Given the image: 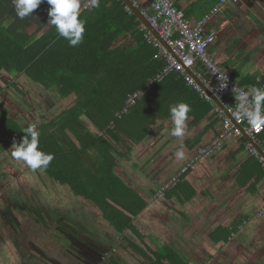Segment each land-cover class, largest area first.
<instances>
[{
  "label": "trees",
  "instance_id": "1",
  "mask_svg": "<svg viewBox=\"0 0 264 264\" xmlns=\"http://www.w3.org/2000/svg\"><path fill=\"white\" fill-rule=\"evenodd\" d=\"M209 2L212 6L216 0ZM125 5L123 0H99L98 8L81 10L79 18L84 20L85 28L83 41L72 47L57 33L55 26L48 25L50 6L46 0H42L31 16L22 20L16 17L12 0H0V93L9 87L20 96L28 94L31 104L21 102V99L14 101L24 106L25 112L33 105V109L24 114L32 116L30 113L34 112V116L41 121L37 126L38 147L54 155L46 168L39 169V176L45 181L41 189L49 191L50 186L56 183L67 191V194L56 195L62 208L72 206L75 198L78 200L75 196L95 204L115 231L125 234L123 240L139 251L128 236L135 235V232L140 234L141 230L134 219L147 206V201L137 197L116 172L119 158L128 157L132 145L150 134V126L154 122L160 127L167 126L171 131L173 125L170 123L169 106L177 102L190 106L186 132L198 127L204 133L210 131V134H201L198 140L190 142L194 147L193 154L199 146L218 134L221 120L214 112L213 104L202 98L177 72L169 73L163 80L155 82L126 113L120 117L116 115L126 98L144 88L165 63L163 58L155 57L156 48L146 41L138 26L139 19L133 12L129 13ZM206 12L200 14L199 18ZM5 24L8 26L4 27ZM30 25L35 26L34 31L29 30ZM123 36H127V43L116 44ZM228 73L235 81V72ZM9 75H22L40 85L41 95L24 90V85H19L23 83L21 77V83L9 81ZM237 83L248 90L253 86H264V78L256 82L254 75L247 76ZM47 90L53 92L57 98L55 102L46 96L44 92ZM70 95L74 96L70 106L59 104L60 109L51 118L43 119L46 114L42 107L47 104L55 108L57 102L66 100ZM111 122L113 127L109 128ZM28 126V123L20 125L0 106V153L6 151L11 143L20 142L25 135L23 130ZM203 127L207 129L203 130ZM101 130L105 132L99 134ZM260 137L264 139V132ZM229 140L230 148L235 146L234 150H228L226 143ZM246 143L245 137L230 138L212 156L224 155L226 159L233 157V153L237 155L242 152L243 158L236 162L238 170L244 173L243 181H250V187H257L260 182L264 183V168L248 152ZM198 164L199 168L201 165L203 167L204 160ZM31 173L36 175L33 170ZM183 182L184 179L179 178L174 191L190 189V193H194V189L185 187ZM38 195L45 204L51 201L50 193L39 192ZM31 197L27 199L31 201ZM125 198L134 204L123 201ZM48 206L43 207L42 211L52 212L48 211ZM222 233L221 238L227 239L231 232L225 230ZM139 239L144 243L142 235ZM17 241L15 239L14 242L18 244ZM148 250L153 255L172 261L168 264H189L172 255L168 247ZM20 254L25 255L21 247ZM144 255L147 256L146 253ZM156 264H163L162 260H157Z\"/></svg>",
  "mask_w": 264,
  "mask_h": 264
},
{
  "label": "crops",
  "instance_id": "2",
  "mask_svg": "<svg viewBox=\"0 0 264 264\" xmlns=\"http://www.w3.org/2000/svg\"><path fill=\"white\" fill-rule=\"evenodd\" d=\"M141 3L149 7L147 0H141ZM175 4L186 13L192 23L199 18L200 14L211 8L209 0H175ZM206 29H214L218 34L217 39L208 47L210 57L220 69L235 72L236 83L240 78L247 76L253 77L254 75L256 82L264 78V0L228 1L217 14L207 21ZM1 93L2 97H5V94ZM0 106L5 107V112L12 118L16 116L17 106L19 109L22 108L19 103L11 107L4 101H0ZM162 128L166 129L165 135L162 133V138H164L162 144L167 145L159 148L152 143L159 142L158 131L154 132V130ZM206 129L203 127V130ZM150 130V134L141 142L131 144L129 151L131 155L140 150L132 158L134 163L130 158L131 164L130 162L129 164L136 167H150L152 175L161 171L164 175L163 180L157 176L155 179L153 176H142L144 178H137V175L132 174L127 176L126 173H132V170L121 169L120 159L115 168L128 186L136 192L138 188L141 189L139 193L147 201V206L134 219L141 230L140 234L135 232V235L128 236L139 251L131 248L127 241L123 240L125 234L108 232V229L103 227L105 224H99V213L92 208L87 209L85 215L70 221L73 224L80 221L82 228L86 227L87 232L94 230L92 232L97 235L94 247L100 250L96 259L98 264H156L159 259L163 264L172 262L168 258L166 260L164 257L151 254L148 249L152 247H168L172 255L182 258L189 264H264V214L256 216V211L264 203V183L260 182L257 187H250V181L235 184L228 177L226 186L223 188V190L228 188L227 192L223 194L221 192L223 190L213 192L215 202L209 203L208 206L201 202L202 192L199 191L201 185L198 184V187H194L195 195H190L189 199L186 198L187 201L182 203L177 202L178 206L174 203L175 210L168 209L172 212L168 213L163 202L156 198L153 199L157 188L194 155V147L190 142L198 140L201 134H210V131L204 133L202 128L198 127L185 132L182 138H172L169 128L165 125L160 127L157 122L150 126ZM148 143L151 145L149 146ZM144 144L147 147L144 148ZM181 144L185 155L183 159L177 160L175 153ZM158 149L160 151L156 154ZM231 149L234 150L235 146ZM242 158L243 154L239 152L236 160L239 161ZM228 159H230L229 156L225 159L224 155H214L204 160L203 167L201 165L197 169L209 180L217 179V171L223 168ZM147 171L149 173V170ZM191 175L190 180L195 183L200 174L198 172L197 176L195 173ZM217 181L219 183L220 178L215 180V183L213 181L215 189ZM258 182L257 179L256 183ZM185 193L186 191L181 192V194ZM223 196H226L225 200ZM165 197L169 198L167 193ZM219 199L222 200L218 202ZM237 219H240L239 222L235 221ZM225 230L231 232L227 239L221 238L223 234L221 231ZM140 235L145 239L144 243L139 239ZM148 237H150L149 241H147ZM114 246L116 250L111 251ZM102 252L107 253L104 259L100 258ZM21 258L22 264H54L51 257L47 255L39 257L24 255ZM1 259L0 256V264L5 263ZM86 259L88 262L90 258Z\"/></svg>",
  "mask_w": 264,
  "mask_h": 264
},
{
  "label": "built area",
  "instance_id": "3",
  "mask_svg": "<svg viewBox=\"0 0 264 264\" xmlns=\"http://www.w3.org/2000/svg\"><path fill=\"white\" fill-rule=\"evenodd\" d=\"M138 8L150 26L155 30L157 36L140 21L139 29L143 31L146 41L156 48L155 57L163 58V67L152 76L144 88L138 89L130 94L120 111L116 115L120 117L141 98L155 82L163 80L169 73L177 72L202 98L213 104L214 112L221 120V129L206 144L199 146L195 154L180 167L177 174L172 175L155 192L153 199L177 184L178 177L195 168L202 160H206L216 151L221 149L230 138L247 139L246 148L264 168V139L260 134L264 128L256 131L244 120H238L233 113L236 108L235 97L232 89L247 90L236 83L231 74L220 69L208 53V47L217 39V31L207 30L206 23L217 14L224 5L238 0H217L207 13L191 22L185 12L178 8L175 0H147L149 7H145L141 0H130ZM80 11L92 8L91 0H80ZM125 9L131 13L132 9L125 5ZM259 88H264L260 86ZM219 101L217 104L213 98ZM109 128L113 123L108 124ZM101 130L99 134H103ZM262 151V152H261ZM264 214V203L256 211V216ZM116 250L114 246L111 251ZM107 256V253L104 254Z\"/></svg>",
  "mask_w": 264,
  "mask_h": 264
},
{
  "label": "rangeland",
  "instance_id": "4",
  "mask_svg": "<svg viewBox=\"0 0 264 264\" xmlns=\"http://www.w3.org/2000/svg\"><path fill=\"white\" fill-rule=\"evenodd\" d=\"M29 30L34 31L35 26L30 25ZM127 41H128L127 36H123L116 41V44H118V43L126 44ZM19 77L24 79V80L22 79L23 83H21V79H19ZM7 79L9 81L20 82L21 84H19V85H24V90L27 89L34 95H41V92L39 89L40 85H38L36 83H32V81H28L22 75L17 76V77H13V76L9 75L7 77ZM3 93L5 94L6 100H5V97H2L3 95L1 93L0 94V101L1 102L4 101V103L5 104L7 103L8 106L13 105L15 103H18V101L16 102V101H14V99L15 100L21 99V102L28 101V103L31 104L29 102L28 94L26 96H20L16 90H13L12 88H9V87H6L3 90ZM44 93L47 94L46 95L47 97L53 98L54 102L57 99L56 97L53 96V92L51 90H47ZM8 94H9V97H8ZM43 96H44V94H43ZM73 97H74L73 95H70L67 97L66 100H60V102H57L55 104L56 105L55 108H52L50 105L46 104V106H44V108L42 107L43 112H45V114H46V118H43V119L48 120L49 118H51L54 115V113L56 112V110L60 109L59 104H63V107L64 106H70V104L72 103ZM1 108L4 109V111H5V107L1 106ZM22 108L23 109L18 108V111L16 113L17 115L14 117V120H16L20 125H25L27 123H28V125H30V124L35 122V123H37V126H39L41 121L39 122L37 119L38 117L34 116V112L30 113V114H32V116H26L24 114V113H29L28 111L33 109V105H31V108L27 109L26 112H25L24 106ZM38 129H39V127H37V131H38ZM165 130H166L165 128H162L159 130H157V129L154 130V132L158 131L159 142L156 141V143H152V145H156V147L159 146V148H162V147L167 145V144H165V145L162 144V141H163L162 139H164V138H162V136L165 135V133H166ZM162 133H164V134L162 135ZM168 141L171 143L170 139H168ZM229 142H231V140H229L226 143V144H228V150L231 149ZM148 144H149V146L151 145V143H148ZM173 144H174V142H173ZM11 145H12V143L9 145V147L6 151H3L2 153H0V174H2L3 175L2 177H4V178H2L0 176V178L2 179V183H0V184H2L0 187V192L4 189V187H5V189L7 188L10 191L12 190L14 192L15 191L20 192V194H18V196L20 198H22V200L26 203V205L28 204L29 207L32 204L27 201V197L32 195L31 202L36 201L37 202L36 205L40 208L39 209L40 212H38V214L39 213L42 214V208L46 207L47 205H50L47 207L48 211H52V212H55L57 214L62 212L63 208L60 207V202L58 201L56 195H60V194H64V193L67 194V191H64L63 188L61 186H59V184H56V183L55 184L52 183L53 186H50V190H52V191H50V190L46 191L45 188L41 189V188H43L45 181L41 176H39V169L33 170L32 168L26 166L25 163H23L22 161L16 160L12 156L13 148L11 147ZM143 147L145 148V147H147V145L144 144ZM139 150L135 153L133 152L132 155H131V152H128L127 158H119L121 169L126 168L128 171L132 170V173L131 172L126 173L127 176H129L131 174L134 176L137 175L138 176L137 178H139V177L144 178L142 176H145V177H148V176L152 177L153 176L154 179L156 178L155 176H157L160 180H163L164 175H163V173H161V171L157 172V174H155V175H152L150 167L144 168V167H136V166L130 165L131 164L130 158L132 160V163H134L132 158L135 157L136 153H139ZM159 151L160 150L158 149L156 151V154H158ZM229 157H231V156H229ZM236 159H237V155L233 153V158L231 157L230 159L226 160L223 168L221 170L217 171V179L214 178V179L209 180L203 173L200 172L199 169H197V168H199V166H198L199 164H198L195 168L189 169L186 173L184 172L185 174L182 173L178 177L177 183L179 181V178H181V179L188 178L189 180L185 179L184 180L185 183L183 182L184 183L183 185L185 187L190 186L192 189H194L195 186L198 187V184H200L201 186L199 187V191L202 192L201 202L205 206H208L209 203L215 202V200L213 199V197H214L213 192H217V191L220 192L221 190H223V188L226 186V181H227L228 177H230L231 181L232 182L234 181L235 184L243 181L244 173L241 172L240 170H238V167L236 165V162H237ZM129 162H130V164H129ZM157 169H158V171L160 170L159 167ZM32 170L36 172V175L31 173ZM147 170H149V173ZM198 172L200 175H198L197 181L194 183L190 180V178L192 177L191 174L195 173V175H196V174H198ZM177 173H178V169L176 171H174V173L172 175L177 174ZM32 174L34 175V177L32 176ZM195 175H194V177H195ZM219 178L221 181H219V183H218V181L216 182V184L217 183L218 184L216 185V189H215V186H214L215 180H218ZM164 181H166V180H164ZM164 181L162 182V184L164 183ZM213 181H214V183H213ZM127 182H128V178H127ZM21 188H23V189H21ZM174 188H175V186H172V187L168 188L167 190H164L156 198L165 204L163 206H165L168 213H172L169 210H171V211L175 210V208H176L175 205L178 206L176 204L177 202L182 203L184 201H187L186 196H187V194L190 193V189H186L187 194H181V192H179V191L175 192ZM157 190H158V188H157ZM227 190H228V188L226 190L221 191L222 194L226 193ZM137 191L138 192H136L134 189H132V192H134L137 197H142L141 194L139 193V191H141V189L138 188ZM39 192H42V194H43V192H45V193H48V195L50 193V198H51L50 200L51 201H49V202L46 201L47 204H45L39 198V195H38ZM197 192H198V190H197ZM166 193H167L169 198L165 197ZM195 193H196V190L194 193L192 192L189 195L193 196V195H195ZM1 195L4 197L3 199H5L7 201L10 200L13 196L16 197L15 193H13V192L2 191ZM75 197H78V200L76 198H75V200H77V201L82 200L84 205L88 206V208L94 209L96 212L99 213L100 219L98 220V223L99 224H105V225H103V227L106 230L108 229V232L116 233L113 226L108 221H106V219L103 217L102 211L100 210V208L98 206L96 209V205L91 203L90 201H88V200L83 201L84 198L82 199L80 196H75ZM120 197L122 198L121 195H120ZM174 197H176V198H174ZM45 198H46V196H45ZM225 198H226V196H223V200H225ZM142 200L146 201V199L144 197H142ZM220 200H222V199H219L218 202H220ZM123 201L127 202L128 204L132 203V202H130V199H128V198L123 199ZM3 203H4V201L0 199V208L5 207ZM174 203H175V205H174ZM132 204H134V203H132ZM157 206H154V207H157ZM59 209H61V210H59ZM160 211H161V208H160ZM71 212H73V215L80 214L79 212H76V211H71ZM62 213L64 214V212H62ZM233 213H231V214H233ZM1 216H2V214H0V219H1ZM19 217H20V219H19L20 220L19 230L18 231L12 230V229H9L8 226H3L4 227L3 228V234H6L8 237H9V235H10V237L16 236L19 239L21 248L26 253L25 256L31 255L33 253H36V252L32 253L33 249L31 247V245L38 241L36 238H39V239L41 238V237H37V236H40L39 235L40 231H39V229H36L37 226H34V224L31 220H28L27 218L24 219L23 217L21 218V216H19ZM105 217H106V215H105ZM239 220L240 219H237L235 221L239 222ZM49 228L52 231L51 227H49ZM104 232L108 233L105 230H104ZM222 232L223 231H221V233ZM105 236H109V235L105 234ZM109 237H111V236H109ZM88 239L95 240V239H97V235L95 233H89ZM149 239H150V237H148V241H149ZM40 240L42 241V239H40ZM53 241L56 243L57 248L54 245L55 246L54 251L48 248V250L45 251V253H52V252H56L58 250L59 251L64 250L63 246L60 245L59 242H57L55 239H53ZM51 242L52 241H50L49 243H51ZM90 242L91 241H89V243ZM0 243L4 245L3 246L4 251L8 250L7 253L5 252L7 254V255L5 254L7 257L5 258V263H3V264H22L21 263V259H22L21 257H23V256L19 257L16 255L14 247L12 246V244L9 242L8 239H4V240L0 241ZM5 245H6V247H5ZM8 245H9V247H8Z\"/></svg>",
  "mask_w": 264,
  "mask_h": 264
},
{
  "label": "clouds",
  "instance_id": "5",
  "mask_svg": "<svg viewBox=\"0 0 264 264\" xmlns=\"http://www.w3.org/2000/svg\"><path fill=\"white\" fill-rule=\"evenodd\" d=\"M48 9V25L55 26L57 33L75 47L82 43L85 31L84 20L80 19V0H46ZM42 0H12L15 15L19 19L31 16ZM92 7H99V0H91ZM8 25L5 24L4 27ZM236 108L233 113L238 120H244L256 131L264 128V88L251 87L249 90L232 89ZM190 106L184 102H177L169 106L170 123L173 125L170 134L182 138L187 129ZM23 132L20 142H13L12 156L25 163L33 170L46 168L54 159L51 153H45L38 147L39 133L37 123H32ZM183 145L176 151L177 160L184 158Z\"/></svg>",
  "mask_w": 264,
  "mask_h": 264
},
{
  "label": "flooded vegetation",
  "instance_id": "6",
  "mask_svg": "<svg viewBox=\"0 0 264 264\" xmlns=\"http://www.w3.org/2000/svg\"><path fill=\"white\" fill-rule=\"evenodd\" d=\"M0 176L2 177L3 175L0 174ZM0 183H2L1 178ZM2 191L13 192L15 193L16 197L13 196L7 201L3 199L4 197L1 195ZM2 191L0 192V199L4 201L3 204L5 207L0 208V214H2L0 219V241L8 239L14 247L17 256H24L20 254L21 246L19 239L16 236L10 237L9 235L8 237L6 234H3V226H8L9 229L18 231L20 226L19 216H21V218L23 217L24 219L27 218L28 220H31L34 226H37L36 229H39L40 231V236L37 237H41L40 239H42V241L39 238H36L38 241L31 245L33 249L32 253H36L31 254V256H50L54 264H98L96 259L99 256L100 250L97 247H94L96 239H88V234L93 233L92 231L94 230L92 229V231L88 232L85 231L86 227L82 228L80 221H78L76 224L71 223L74 221L73 219L85 215L86 210L89 209L88 206L83 204L82 200H75L72 206H65V208L62 209L64 214L62 212L57 214L55 212L46 213L43 211L42 214H38V212H40V208L36 205V201L31 202L29 199H27V201L32 204L29 207V205H26L22 198L18 196L20 192H14L12 190L10 191L7 188L5 189V187ZM71 211H76L80 214L74 213L75 215H73V212ZM49 227H51L52 231ZM15 239L18 240V244L14 242ZM53 239L59 242V244L63 246L64 250L45 253L48 248L53 251L55 250L56 243L53 241ZM50 241L52 242L49 243ZM89 241L91 242L89 243ZM3 246L4 245L0 243V256L3 258V262H5V254L8 252V250L4 251ZM87 257L90 258L88 259V262L86 259ZM100 258L104 259V254H101Z\"/></svg>",
  "mask_w": 264,
  "mask_h": 264
},
{
  "label": "water",
  "instance_id": "7",
  "mask_svg": "<svg viewBox=\"0 0 264 264\" xmlns=\"http://www.w3.org/2000/svg\"><path fill=\"white\" fill-rule=\"evenodd\" d=\"M123 1H124V3H125L126 5H128V6L132 9L133 13L137 16V18H138L140 21H142L143 23H145V24L147 25V27H148L149 29H151V31L157 36L155 30H153V28L150 26V24L147 22V20L144 18V16L140 13V11L138 10V8H136L130 0H123ZM212 98H213V100H214L217 104H219V101H218L216 98H214V97H212ZM261 152H262V151H261Z\"/></svg>",
  "mask_w": 264,
  "mask_h": 264
}]
</instances>
